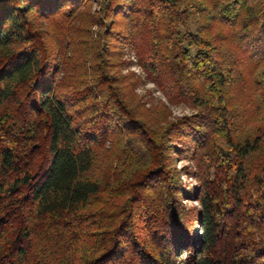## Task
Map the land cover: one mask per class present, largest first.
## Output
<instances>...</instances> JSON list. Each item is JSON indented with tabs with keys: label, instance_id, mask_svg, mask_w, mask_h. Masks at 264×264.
<instances>
[{
	"label": "trees",
	"instance_id": "1",
	"mask_svg": "<svg viewBox=\"0 0 264 264\" xmlns=\"http://www.w3.org/2000/svg\"><path fill=\"white\" fill-rule=\"evenodd\" d=\"M0 264H264V0H0Z\"/></svg>",
	"mask_w": 264,
	"mask_h": 264
},
{
	"label": "rangeland",
	"instance_id": "2",
	"mask_svg": "<svg viewBox=\"0 0 264 264\" xmlns=\"http://www.w3.org/2000/svg\"><path fill=\"white\" fill-rule=\"evenodd\" d=\"M97 10V4L93 3L92 11ZM93 38L97 37L99 27L94 25L91 27ZM117 55V67L113 71L121 76H124L123 89L128 97L140 106L149 111H155V108L164 104L168 108L167 118H176L183 115H191L194 109L185 103H170L166 95L159 87L149 79L145 68L141 65L134 48L128 44H119ZM177 168L180 170L182 184L189 191L198 187L199 181L196 176L195 165L193 162L177 158ZM189 207H199L196 199H187L184 201Z\"/></svg>",
	"mask_w": 264,
	"mask_h": 264
}]
</instances>
